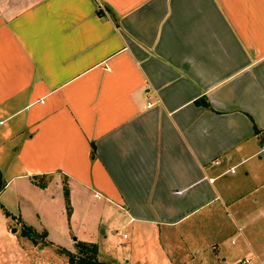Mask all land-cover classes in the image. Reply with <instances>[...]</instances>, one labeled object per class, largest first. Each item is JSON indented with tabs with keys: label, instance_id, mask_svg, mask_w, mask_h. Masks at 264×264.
Masks as SVG:
<instances>
[{
	"label": "crops",
	"instance_id": "crops-1",
	"mask_svg": "<svg viewBox=\"0 0 264 264\" xmlns=\"http://www.w3.org/2000/svg\"><path fill=\"white\" fill-rule=\"evenodd\" d=\"M263 146L264 0H0L6 228L51 243L18 203L62 216L66 186L69 216L100 195L151 264H264Z\"/></svg>",
	"mask_w": 264,
	"mask_h": 264
},
{
	"label": "rangeland",
	"instance_id": "rangeland-1",
	"mask_svg": "<svg viewBox=\"0 0 264 264\" xmlns=\"http://www.w3.org/2000/svg\"><path fill=\"white\" fill-rule=\"evenodd\" d=\"M249 197L250 196H248L247 199ZM87 203L89 204L90 211L85 212V216L83 214H78L76 215L77 217H71V215L69 216V209H67L66 205L65 214L63 213L62 216H58L57 205H59V203H53L52 206L43 208L40 213H37L31 206L32 202L29 201L24 203L23 201L21 203L20 201V203H18L19 210L20 207H23L26 218L30 219L33 224L36 225V228L41 230V227L46 226L51 229V243H45L43 236L40 234H36L33 240L29 235L23 233V227L20 225L14 223L11 224V227L6 228L5 225L0 222V264H70L67 261L66 255L60 248L67 247V240H64V237H66L65 233L72 234L71 236L73 237L78 229L79 232L88 236L90 235L93 238L97 247L96 256L103 264H151L153 260H150L149 256L151 258H156L155 253L149 255L147 251H145L143 246L147 244L140 241L141 235L139 237L137 236L138 239L133 242L135 235H133L131 231V226L129 224H126L124 227L120 225L119 219L115 218L114 213L106 207V202L103 197L97 194L92 195ZM3 214L5 215L4 212ZM222 214L223 213H221V216L224 215ZM3 217L4 219L5 217L9 219L8 216ZM198 229L201 230L202 227ZM210 229V223L204 226V231ZM229 229H231V226H225L220 234ZM192 232H197V230L193 229ZM71 236L67 235V237ZM159 236L161 238V233ZM144 238L145 242H147L148 236L146 235ZM212 238L213 237H211V239ZM57 240L60 241V243ZM237 241L238 239H236V242ZM227 243L228 249L232 248L233 245L229 244V241H227ZM181 244L188 247L191 245L190 239L182 238ZM217 246L222 249L226 245L217 243ZM190 248L191 247L188 248V257L191 258L194 253H192V249ZM75 250V246L71 248V251L74 252ZM154 251L158 252L159 250L157 251L155 249ZM167 252L169 255L171 254L169 250H167ZM236 254H240V257L244 256L241 255V251H238ZM226 257L227 258L223 262L221 261L222 264H234L232 259L230 260L228 256ZM169 258L175 261L174 258ZM216 259L219 263L218 256H216ZM185 260L191 261L189 259Z\"/></svg>",
	"mask_w": 264,
	"mask_h": 264
},
{
	"label": "trees",
	"instance_id": "trees-1",
	"mask_svg": "<svg viewBox=\"0 0 264 264\" xmlns=\"http://www.w3.org/2000/svg\"><path fill=\"white\" fill-rule=\"evenodd\" d=\"M36 176L37 175H33L32 177L35 179ZM39 184H42V182H40ZM2 185H3V179L0 173V188L2 187ZM63 195L65 200V205L67 206V209H69L68 192L66 186H63ZM3 212L5 213V215L9 214V212L4 208H3ZM23 233L29 235L33 240H34V236L37 234L29 226L23 227ZM74 246L76 247V250L74 252L66 248H60L61 251L64 252V254L66 255L67 261L70 264H103L102 261H100L96 256L97 247L94 242L77 240L75 241Z\"/></svg>",
	"mask_w": 264,
	"mask_h": 264
},
{
	"label": "built area",
	"instance_id": "built-area-1",
	"mask_svg": "<svg viewBox=\"0 0 264 264\" xmlns=\"http://www.w3.org/2000/svg\"><path fill=\"white\" fill-rule=\"evenodd\" d=\"M229 170L232 171L233 167H230ZM252 259H253V262H252ZM235 264H263V262L256 255L251 254V255H244L240 257L239 259L236 260Z\"/></svg>",
	"mask_w": 264,
	"mask_h": 264
}]
</instances>
